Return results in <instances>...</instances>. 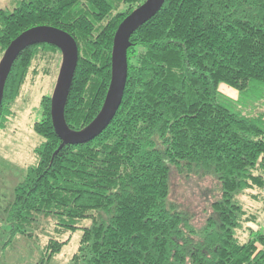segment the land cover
I'll use <instances>...</instances> for the list:
<instances>
[{
  "label": "trees",
  "instance_id": "16d2710c",
  "mask_svg": "<svg viewBox=\"0 0 264 264\" xmlns=\"http://www.w3.org/2000/svg\"><path fill=\"white\" fill-rule=\"evenodd\" d=\"M144 1L24 0L0 8V51L33 26L69 33L78 60L64 117L81 129L103 103L115 30ZM129 40L121 103L94 139L54 154L60 139L50 97H43L33 126L43 139L36 162L2 209L11 239L28 234L40 217H51L57 234L88 219L68 264H264V234L249 230L242 241L236 232L250 219L239 196L264 187V112H233L218 90L220 83L241 93L264 86V0H165ZM40 51L60 52L40 43L18 54L4 86L0 129ZM171 168L216 181L218 197L201 226L169 200ZM65 243L49 238L41 261Z\"/></svg>",
  "mask_w": 264,
  "mask_h": 264
},
{
  "label": "rangeland",
  "instance_id": "374dc122",
  "mask_svg": "<svg viewBox=\"0 0 264 264\" xmlns=\"http://www.w3.org/2000/svg\"><path fill=\"white\" fill-rule=\"evenodd\" d=\"M24 0H0V8L12 10ZM120 10L125 5H120ZM3 52L0 51V59ZM61 63L60 52L40 51L32 60L31 66L21 86L19 95L10 105V113L0 129V264H68L76 252L82 234V227L90 225V220L83 219L77 224L79 228L57 234L56 222L51 217H40L33 227L27 228L28 234L15 235L11 239V226L4 206L11 200L13 188L25 172L35 164L34 153L43 139L33 129L42 118L41 101L50 97L56 83ZM218 90L224 104L233 112L257 116L264 112V86H252L249 90L239 92L237 89L220 83ZM264 157V155H263ZM264 177L263 168H258ZM169 200L194 216V224L201 226L210 209L209 204L218 197L217 183L212 178L204 179L192 176L185 178L171 168ZM241 205L250 219L242 223L237 235L245 241L248 231L264 234V187H255L239 196ZM49 238L66 241L61 250L51 259L41 261L44 245ZM11 239V240H10Z\"/></svg>",
  "mask_w": 264,
  "mask_h": 264
},
{
  "label": "water",
  "instance_id": "95a60500",
  "mask_svg": "<svg viewBox=\"0 0 264 264\" xmlns=\"http://www.w3.org/2000/svg\"><path fill=\"white\" fill-rule=\"evenodd\" d=\"M165 0H145L128 13L118 24L112 42L109 85L96 116L81 129L70 128L64 109L78 60L75 39L66 31L51 25L30 27L10 41L0 59V109L6 79L18 54L26 47L47 43L61 53V63L50 98V118L53 130L60 139L54 154L65 145L86 143L97 137L111 122L122 100L127 78V49L130 36L162 7Z\"/></svg>",
  "mask_w": 264,
  "mask_h": 264
}]
</instances>
